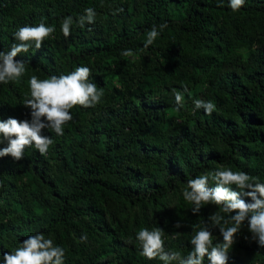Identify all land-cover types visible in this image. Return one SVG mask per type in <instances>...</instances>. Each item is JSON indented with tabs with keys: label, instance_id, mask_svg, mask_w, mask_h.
I'll return each mask as SVG.
<instances>
[{
	"label": "trees",
	"instance_id": "16d2710c",
	"mask_svg": "<svg viewBox=\"0 0 264 264\" xmlns=\"http://www.w3.org/2000/svg\"><path fill=\"white\" fill-rule=\"evenodd\" d=\"M87 8L95 22L81 28L75 21ZM66 16L74 20L67 38ZM40 22L55 32L15 57L26 71L0 83V120L31 119L23 101L32 75L86 66L103 96L70 109L63 135L43 130L53 140L45 155L33 145L20 160L0 157V260L37 233L64 249L63 264H164L141 254V228H161L165 250L184 257L206 225L213 246L222 243L208 217L231 214L212 203L193 214L182 192L189 179L218 168L264 183V0H245L238 11L229 0H0V51L17 42L19 27ZM153 25L160 35L144 47ZM129 49L133 55H121ZM195 99L215 110L196 109ZM227 264H264L247 220Z\"/></svg>",
	"mask_w": 264,
	"mask_h": 264
},
{
	"label": "clouds",
	"instance_id": "9594fccd",
	"mask_svg": "<svg viewBox=\"0 0 264 264\" xmlns=\"http://www.w3.org/2000/svg\"><path fill=\"white\" fill-rule=\"evenodd\" d=\"M245 0H229V6L233 11H238ZM94 9H85V14L79 16L75 22L83 28L85 23L95 22ZM74 20L72 16H66L62 20L61 31L65 38L71 35V26ZM167 25L159 26L163 30ZM55 32L54 26H47L44 22L37 25H24L13 33L16 43L10 50L0 51V83H8L18 80L26 71L25 62L18 61L15 57L19 53H28L34 42L39 49L44 40ZM160 35L157 26L153 25L146 34L144 47L152 45ZM123 56L133 55L132 51L125 50ZM91 69L86 66H78L68 74L51 75L46 79H39L32 75L28 84L30 95L26 96L23 105L30 108L31 119L19 120L9 117L0 120V143L7 142V146L0 148V157L11 155L14 159L23 158L26 147L34 145L41 155H45L49 146L53 143L50 136L43 135L44 129L63 135L64 125L73 119L70 109L76 105L93 107L98 104L103 96V90L97 89L96 84L89 82ZM188 89L185 86L184 92ZM177 111L183 104V93L175 92ZM196 109H203L207 115L215 110V104L211 101L195 99ZM209 180L214 187H208ZM235 185L239 191L233 190ZM247 189L248 191H245ZM251 198L250 202L241 198V195ZM186 202L193 205V214L199 213L201 207L212 203L220 206L223 213H229L227 218L219 212L212 213L208 217L212 227L219 226L223 242L213 246V234L207 225L195 231L190 243L191 251L186 257L178 251H166L163 240V230L159 227L149 230L141 228L136 234V240L142 249L141 254L149 260L159 258L164 264H203L207 257L209 264H227L228 250L234 243L235 234L239 232L245 220L248 221V229L252 238L258 245L264 247V183L251 177L243 171H233L230 168H218L204 175L196 176L187 181V188L182 192ZM232 213H235L232 215ZM231 224L232 226H226ZM176 228L181 227L179 222ZM180 235L179 232L175 234ZM175 238V237H173ZM86 240V237H82ZM65 251L60 246H54L51 239H46L41 233L30 235L22 241L13 251L2 254L0 264H63Z\"/></svg>",
	"mask_w": 264,
	"mask_h": 264
}]
</instances>
